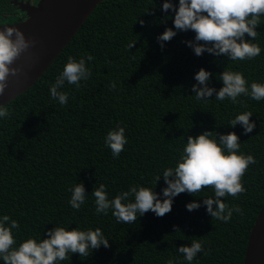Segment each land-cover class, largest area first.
I'll return each instance as SVG.
<instances>
[{
    "label": "trees",
    "instance_id": "obj_1",
    "mask_svg": "<svg viewBox=\"0 0 264 264\" xmlns=\"http://www.w3.org/2000/svg\"><path fill=\"white\" fill-rule=\"evenodd\" d=\"M13 1L0 0V24L13 22L4 16L15 11ZM164 2L104 0L37 83L6 105L11 115L0 118V217L9 215L19 223V230H13L17 245L30 237L46 238L57 224L70 230L100 228L110 244L89 257L69 253L60 264H188L177 248L193 239L201 240L208 252L199 253L191 264H244L251 230L264 205V100L242 95L238 99L243 103L233 104L215 99L213 93L198 101L192 86L202 67L212 73L209 86L217 91L223 86L217 75L225 67L243 73L249 85L264 83V16L253 41L261 54L230 61L208 52L195 55L186 43L194 39L192 31H178L162 47L157 37L174 29L175 15L172 9L163 11ZM88 55L94 57L86 60L91 77L79 88L65 82L60 90L68 93V102L60 105L51 98L50 85L69 56L79 60ZM244 111L253 113L250 120L256 125L247 134L239 124L229 126ZM117 125L125 128L127 144L114 158L105 137ZM206 130L235 131L239 151L257 161L242 178L246 191L223 198L242 214L233 213L226 223L212 222L203 204L206 196L214 197L211 188L198 196L183 192L163 217L148 211L133 224L117 222L111 209L106 215L96 213L91 193L99 184L106 186L109 199L133 185L155 186L163 198L165 181L161 176L156 184L155 177L176 165L188 136ZM80 182L86 200L75 210L69 189ZM193 201L201 207L187 210Z\"/></svg>",
    "mask_w": 264,
    "mask_h": 264
},
{
    "label": "clouds",
    "instance_id": "obj_2",
    "mask_svg": "<svg viewBox=\"0 0 264 264\" xmlns=\"http://www.w3.org/2000/svg\"><path fill=\"white\" fill-rule=\"evenodd\" d=\"M169 9L175 14L174 29L167 28L157 37L162 47L178 31H192L195 33L194 39L187 40L186 43L197 56L208 52L216 57L226 56L230 61H243L252 60L261 54L260 45L253 41L258 36L257 27L262 24L264 0H179L178 6L172 0H165L163 11L167 13ZM140 23L143 24L144 21ZM5 26L0 28V94L5 91L9 76H18L22 72V68L12 65L22 53L37 43L34 38L27 39L19 28ZM135 43H129V49ZM93 59L91 55L86 58L82 56L79 60L69 56L63 70L56 76L55 83L50 85L51 98L62 106L66 105L68 93L60 89L65 82L77 88L81 86L82 80L86 82L91 77L86 60ZM194 78L197 83L192 86V90L198 101L212 98L213 93L215 99L224 101L227 98L233 104L243 103L238 99L242 95L254 101L264 100V83L253 81L249 85L243 73L231 71L227 67L217 75V79L223 82L218 91L209 86L212 73L205 68L202 67ZM110 87L114 89L115 83ZM252 114L251 111L241 112L229 122V126L239 124L245 134L251 133L256 126L250 120ZM10 115L9 108L0 104V118H9ZM214 132L206 130L197 136H188L176 165L165 168L162 175L155 177L156 184L161 176L165 181L163 198L153 190L155 186L133 185L129 190L109 199L106 186L99 184L98 187L94 186L91 193L95 198L96 213L106 215L111 209L117 222L133 224L148 211L163 217L171 211L173 198L183 192L198 196L205 188H211L214 197L206 196L203 204L207 206L212 222L219 220L226 223L231 220L233 213L242 214L239 206H230L223 198L238 197L246 191L242 178L249 165L256 164L257 161L252 154L245 155L239 151L241 141L235 131L226 134L215 132V136ZM105 144L111 149L114 158L119 157L127 144L125 128L117 125L110 130L105 137ZM69 191L70 206L79 210L86 200L83 182L77 183ZM186 207L192 211L201 207V204L193 201ZM19 228L17 220L9 215L0 217V259L3 264H60L70 258L69 253L89 257L101 245L110 247L109 239L100 228L80 230L77 227L70 230L57 224L47 230L46 238L38 240L30 237L17 245L13 230ZM177 251L188 264L199 253L208 252L203 248V242L197 239H193L190 245L179 246ZM168 264H174V261L169 260Z\"/></svg>",
    "mask_w": 264,
    "mask_h": 264
},
{
    "label": "water",
    "instance_id": "obj_3",
    "mask_svg": "<svg viewBox=\"0 0 264 264\" xmlns=\"http://www.w3.org/2000/svg\"><path fill=\"white\" fill-rule=\"evenodd\" d=\"M103 1L40 0L27 20L7 25L19 28L27 39L34 38L37 43L12 65L22 68V72L9 76L4 93L0 94V104L7 105L33 87ZM244 264H264V205L251 230Z\"/></svg>",
    "mask_w": 264,
    "mask_h": 264
},
{
    "label": "flooded vegetation",
    "instance_id": "obj_4",
    "mask_svg": "<svg viewBox=\"0 0 264 264\" xmlns=\"http://www.w3.org/2000/svg\"><path fill=\"white\" fill-rule=\"evenodd\" d=\"M39 2L40 0H14L13 4L15 5V11H13L11 14H4V16H6L7 18L10 17L9 20H13V22L0 24V26L17 24L19 22L27 20L30 11L38 6Z\"/></svg>",
    "mask_w": 264,
    "mask_h": 264
}]
</instances>
